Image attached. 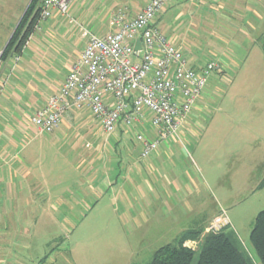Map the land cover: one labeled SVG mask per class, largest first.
Returning a JSON list of instances; mask_svg holds the SVG:
<instances>
[{
    "label": "rangeland",
    "instance_id": "rangeland-1",
    "mask_svg": "<svg viewBox=\"0 0 264 264\" xmlns=\"http://www.w3.org/2000/svg\"><path fill=\"white\" fill-rule=\"evenodd\" d=\"M220 19L212 21V28L192 30L202 34L192 33L198 38H190L186 44L204 63L231 60L234 64L215 82L218 89L208 108L203 107L182 138L179 169L183 173L189 170L193 195L188 198L171 187L174 194L168 196V205L159 206L160 215L168 221L138 226L140 204L134 199L135 187L140 178L151 180L156 173L139 165L137 159L142 175L127 171L129 158L123 149L138 151L135 132L127 131L124 144L115 136L100 133L99 152V143L91 149L84 140L72 142L84 151H96L93 159L70 154L67 141L60 149L46 142L36 165L47 180L63 182L65 198L61 214L51 218L49 209L35 214L36 227L31 223L35 237L27 264H145L157 250L181 236L187 218H201L214 210V217L221 210L226 212L231 223L228 228L238 235L254 264H261L250 233L258 213L264 210V35L259 42L238 44L216 27ZM143 130L149 134L151 128L143 126ZM72 187L76 192L69 196ZM154 205L145 209L148 216L158 209ZM161 229L167 234L161 235ZM205 235L186 246L198 248Z\"/></svg>",
    "mask_w": 264,
    "mask_h": 264
},
{
    "label": "crops",
    "instance_id": "crops-1",
    "mask_svg": "<svg viewBox=\"0 0 264 264\" xmlns=\"http://www.w3.org/2000/svg\"><path fill=\"white\" fill-rule=\"evenodd\" d=\"M33 1L0 0V52L4 53L6 50ZM149 1L75 0L69 18L53 11L50 19L41 20L39 14L21 50L18 53L11 50L9 54L2 56L0 60V264H27L26 257L31 251L32 239L35 237L31 227L33 222L36 227L35 214L38 212L40 214L41 209L43 214L49 209L51 218L57 213L61 214L60 207L65 198L63 182L47 180L40 174L39 166L36 165L46 142L60 149L67 141L70 154L88 159H93L96 151H84L80 144L72 142L84 140L88 148L96 147L99 143L97 152L102 147L99 142L101 127L86 111L80 112L75 109L69 111L60 127L50 134H38L31 124V118L59 93L73 65L79 59L85 46V40L82 38L83 29L104 36L116 30L111 22L118 10L126 9L129 16L133 17L141 12ZM217 17L221 18V21H217L219 25L216 27L238 44L259 42L264 35V0H174L157 17L155 24L180 48L188 65L196 66L204 62L198 55L190 52L186 44L190 38L195 39L201 33L192 30L198 28L206 30V26L215 25L212 21ZM36 25L39 26V30L35 29ZM233 54L236 55L235 50ZM233 65L231 60L223 63L222 69L211 77L206 92L181 131V139L162 142L148 162L140 158L139 151L129 152L123 149L126 157L129 158L127 164L129 173L136 172L135 175H142V166H138V163L152 168L151 170L156 173V177L151 180L140 178V185L135 187L134 199L140 204L139 210H136L138 226H148L149 222L154 220L157 225L164 220L168 221V218L160 215L159 206L168 205V196L174 194L171 192V187L174 186L173 189L179 191L178 193L184 192L186 197L193 195L189 170L185 169L183 173L179 169L181 167L179 156L182 155L180 148L184 146L182 138L186 137L187 130L195 124L203 107L208 108L209 100L218 89L215 82L226 74L228 67ZM123 131L120 130L114 135L121 144L128 134ZM47 135L50 136L45 139ZM148 137L155 139L157 134L151 129ZM135 146L137 148V144ZM95 172L92 170L90 173L95 174ZM178 173L184 174L185 178ZM203 181L204 184L207 182L205 178ZM163 183H166V186H163ZM75 190L72 187L67 195L74 196ZM153 205L158 209L153 215L148 216L145 209ZM70 208L73 209L71 206ZM216 214L217 211L214 210L201 218H196L197 216L192 220L187 218L180 235L200 229H204V233H207L208 223ZM32 215L34 217H31ZM162 229L159 233L167 234Z\"/></svg>",
    "mask_w": 264,
    "mask_h": 264
},
{
    "label": "built area",
    "instance_id": "built-area-1",
    "mask_svg": "<svg viewBox=\"0 0 264 264\" xmlns=\"http://www.w3.org/2000/svg\"><path fill=\"white\" fill-rule=\"evenodd\" d=\"M173 1L150 0L133 17L126 9L118 10L111 22L116 30L104 36L83 29L85 46L79 59L59 93L30 120L36 132H55L75 109L88 112L105 135L114 136L120 130L135 132L141 159L152 157L162 142L181 139L183 127L222 64L188 65L180 48L156 26L157 17ZM74 2L42 0L40 19H50L53 11L69 18ZM137 40L141 42L139 51L135 49ZM2 55L0 52V60ZM143 126H149L157 137L150 139ZM230 226L221 210L207 233H219Z\"/></svg>",
    "mask_w": 264,
    "mask_h": 264
},
{
    "label": "trees",
    "instance_id": "trees-1",
    "mask_svg": "<svg viewBox=\"0 0 264 264\" xmlns=\"http://www.w3.org/2000/svg\"><path fill=\"white\" fill-rule=\"evenodd\" d=\"M38 2L39 0H34L30 5L23 21L4 51V56L11 50L16 53L21 50V46L31 34L39 17L40 4ZM261 47L264 53V39ZM202 235H204V229L190 230L184 233L176 238L174 243L157 250L150 261L145 264H254L233 229L228 228L215 234L206 233L198 248L186 246L187 242L195 241ZM250 243L258 255L259 261L264 264V210L259 212L255 219L250 233Z\"/></svg>",
    "mask_w": 264,
    "mask_h": 264
},
{
    "label": "water",
    "instance_id": "water-1",
    "mask_svg": "<svg viewBox=\"0 0 264 264\" xmlns=\"http://www.w3.org/2000/svg\"><path fill=\"white\" fill-rule=\"evenodd\" d=\"M135 49H136L137 51L141 50V42H140V40H137V41H136Z\"/></svg>",
    "mask_w": 264,
    "mask_h": 264
}]
</instances>
